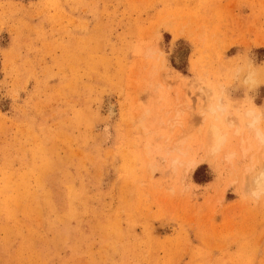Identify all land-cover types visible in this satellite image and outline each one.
<instances>
[{"label": "rangeland", "instance_id": "1", "mask_svg": "<svg viewBox=\"0 0 264 264\" xmlns=\"http://www.w3.org/2000/svg\"><path fill=\"white\" fill-rule=\"evenodd\" d=\"M263 164L264 0H0V264H264Z\"/></svg>", "mask_w": 264, "mask_h": 264}, {"label": "bare ground", "instance_id": "2", "mask_svg": "<svg viewBox=\"0 0 264 264\" xmlns=\"http://www.w3.org/2000/svg\"><path fill=\"white\" fill-rule=\"evenodd\" d=\"M255 83V82H254ZM204 89V88H203ZM207 92H208V90L206 91V90H204V93H205V95L207 96ZM111 106H113L112 104H110ZM111 109V108H110ZM109 110V109H108ZM253 112H254V110L253 109H249L248 111H247V113H248V115L249 116H253V115H250V114H253ZM108 113H110V112H108ZM113 114V113H112ZM255 115V114H254ZM248 116V117H249ZM255 117H256V115L254 116V119H255ZM254 119H252V117H251V119H250V121L252 120H254ZM257 120V119H256ZM252 121L250 122V123H248L251 127H252V125H251V123H252ZM252 129H255L254 127H252ZM256 130V129H255ZM257 131H255V133H256ZM258 133V132H257ZM256 133V134H257ZM259 134V133H258ZM257 134V137L259 136V141L260 142H262L263 140V138H262V136H260V135H258ZM209 136H210V139H208V141L207 142H209L210 141V143H209V150H208V152L209 153H211V152H213V151H215L219 146H220V144L222 143V134H221V132H220V130H219V128L217 127V126H212L211 128H210V130H209ZM209 138V137H208ZM262 138V139H261ZM262 140V141H261ZM206 153V152H205ZM207 155H209V154H207ZM212 155V154H211ZM207 157L205 156V157H203L202 159H206ZM193 159V158H192ZM199 163V161H195V160H189L188 162H187V166L189 167V168H193L195 165H196V163ZM187 168V167H186ZM192 168H191V171H192ZM263 169H264V164H263V167H262ZM261 168V169H262ZM260 171H262V170H260ZM264 171V170H263ZM258 175V174H257ZM253 179H255L254 181H252L251 183H255L256 185H254V183H253V186L254 187H256V186H258V185H260V184H263L264 183V174H263V172H262V174L260 175V173H259V176L257 177V178H254L253 177ZM251 185V184H250ZM264 186V185H263ZM262 186V187H263ZM260 187V186H259ZM261 187V188H262ZM260 189V188H259ZM256 190H258V188L256 187Z\"/></svg>", "mask_w": 264, "mask_h": 264}, {"label": "trees", "instance_id": "3", "mask_svg": "<svg viewBox=\"0 0 264 264\" xmlns=\"http://www.w3.org/2000/svg\"><path fill=\"white\" fill-rule=\"evenodd\" d=\"M195 174H196V171H195Z\"/></svg>", "mask_w": 264, "mask_h": 264}]
</instances>
